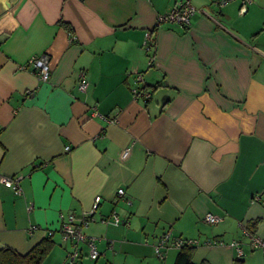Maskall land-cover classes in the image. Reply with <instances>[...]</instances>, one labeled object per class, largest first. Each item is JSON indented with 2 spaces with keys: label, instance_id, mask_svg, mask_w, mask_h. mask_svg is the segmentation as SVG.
<instances>
[{
  "label": "crops",
  "instance_id": "1",
  "mask_svg": "<svg viewBox=\"0 0 264 264\" xmlns=\"http://www.w3.org/2000/svg\"><path fill=\"white\" fill-rule=\"evenodd\" d=\"M178 1L0 0V248L25 253L45 236L51 251L58 236L67 245L59 216L80 223L99 194L82 225L100 238L96 264H173L179 247L154 252L168 230L201 242L194 262L232 264L234 239L244 264H264L246 228L257 219L264 239V0L243 14L238 0H190L188 25L157 24ZM41 52L49 80L27 63ZM13 175L21 195L1 181Z\"/></svg>",
  "mask_w": 264,
  "mask_h": 264
},
{
  "label": "built area",
  "instance_id": "2",
  "mask_svg": "<svg viewBox=\"0 0 264 264\" xmlns=\"http://www.w3.org/2000/svg\"><path fill=\"white\" fill-rule=\"evenodd\" d=\"M232 0H212L213 3H215L217 6L222 7L226 3ZM239 1V8L238 12L240 14H243L247 11V6L250 4L253 0H238ZM195 12V7L191 3L190 0H179L178 3L168 12L159 14L157 16V24L162 22H177L180 24L188 25L190 23V18ZM72 38H75V36H72ZM152 43V37L150 31L145 32L144 37V44L147 48ZM27 63H30L35 72L37 73L38 77L41 80H49L51 75V69L49 65V56L45 52H41L39 54H35L31 56ZM138 79L141 80V75L138 76ZM88 86V80L86 78V75L84 72H80L78 74V81H77V88L81 91H85ZM132 92L135 97L141 96L144 99H146L149 96V92L147 90H144L143 88L135 87L132 89ZM68 148V146L66 147ZM128 152V148H125L123 151V156H125ZM19 179L20 176L13 175V176H2L1 181L3 184H5L8 187H11L15 194L21 195L22 190L19 185ZM116 194L121 196L124 194V188L118 187L116 190ZM102 197L97 194L94 198V201L92 203L91 208L88 210V212L81 217L80 223H75V215L73 213H69L67 216L66 221H62V216H59L60 219V226L59 230L62 234V239L64 241L69 242L72 247L73 251L69 255V263H72L74 258H76L80 250L78 248L79 243H86L88 248V256L92 259H96L99 256V250L96 246V241L100 240V238H97L95 236H89L85 234L82 231V225H86L89 221H91L94 218V214L99 206V203L101 201ZM201 219L208 223H217L221 220V216L218 214H215L213 212H206ZM102 222H107L106 218L101 219ZM112 221L117 224L120 222V217L115 212L112 213ZM247 233V231H246ZM250 237V243L253 247H259L262 250V253H264V239H261L255 234L247 233ZM201 242L197 238H182V237H170L169 230L165 233H163L155 242L154 244V252L157 257L163 258L165 249L171 245L180 247L183 244H192L197 245ZM205 244H217V243H223L220 239H212V240H205L203 241ZM229 245L234 247L236 250L237 257H241L244 255V251L241 246L240 240H230ZM111 243L109 244V247H111Z\"/></svg>",
  "mask_w": 264,
  "mask_h": 264
},
{
  "label": "trees",
  "instance_id": "3",
  "mask_svg": "<svg viewBox=\"0 0 264 264\" xmlns=\"http://www.w3.org/2000/svg\"><path fill=\"white\" fill-rule=\"evenodd\" d=\"M256 222L257 219L251 220L246 226L251 234H253ZM53 245L54 241L51 236H45L25 253H19L11 247L4 246L0 248V264H41ZM193 250L194 245L192 244H183L180 246L173 264H212L207 260L194 262L192 259ZM67 264L76 263L72 262ZM232 264H244V259L242 257H236L233 259Z\"/></svg>",
  "mask_w": 264,
  "mask_h": 264
},
{
  "label": "rangeland",
  "instance_id": "4",
  "mask_svg": "<svg viewBox=\"0 0 264 264\" xmlns=\"http://www.w3.org/2000/svg\"><path fill=\"white\" fill-rule=\"evenodd\" d=\"M54 240H56V249H54V250H50L49 252H48V254L45 256V258H44V260L46 259V257H47V259L43 262V264H55V262H56V258H58L57 257V252H61V251H63V255H64V257L66 256V251H72V249L70 248V245H69V243L67 244V245H65L64 243H62V241L60 240V238H59V236L58 237H56V238H54ZM79 245H81V247H82V255L79 257H77L76 259H75V262L77 263V264H96V262H95V260L94 259H92V258H90L88 255H87V251H88V249H86V247H85V245H83V243H79ZM58 250V251H57ZM153 261H157V259H155V258H151ZM97 264H102V259H99V260H97Z\"/></svg>",
  "mask_w": 264,
  "mask_h": 264
}]
</instances>
